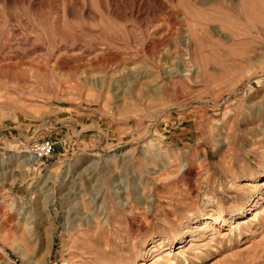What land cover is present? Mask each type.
Here are the masks:
<instances>
[{
	"label": "rangeland",
	"instance_id": "374dc122",
	"mask_svg": "<svg viewBox=\"0 0 264 264\" xmlns=\"http://www.w3.org/2000/svg\"><path fill=\"white\" fill-rule=\"evenodd\" d=\"M2 66L0 264H264V0H0Z\"/></svg>",
	"mask_w": 264,
	"mask_h": 264
},
{
	"label": "built area",
	"instance_id": "2783aa9c",
	"mask_svg": "<svg viewBox=\"0 0 264 264\" xmlns=\"http://www.w3.org/2000/svg\"><path fill=\"white\" fill-rule=\"evenodd\" d=\"M54 151V143L52 141H45L38 145L35 149V154H38L40 158L49 156Z\"/></svg>",
	"mask_w": 264,
	"mask_h": 264
},
{
	"label": "bare ground",
	"instance_id": "6f19581e",
	"mask_svg": "<svg viewBox=\"0 0 264 264\" xmlns=\"http://www.w3.org/2000/svg\"><path fill=\"white\" fill-rule=\"evenodd\" d=\"M171 34V33H170ZM7 64V63H6ZM35 65V64H34ZM10 67V66H9ZM9 67H8V69H7V71H6V67L4 68L3 66L1 67V69H0V76L1 75H7L9 72H12V70H10L9 69ZM6 105V104H5ZM30 163L32 162V160H30L29 161ZM218 211H219V215H218V217L217 218H210V219H207L205 222H204V224H205V226L206 227H209V226H211V225H214V224H220V223H222L223 222V217H222V209L221 208H219L218 209Z\"/></svg>",
	"mask_w": 264,
	"mask_h": 264
}]
</instances>
